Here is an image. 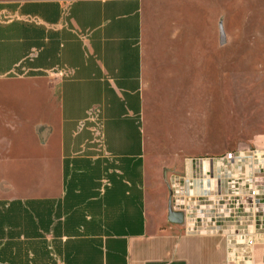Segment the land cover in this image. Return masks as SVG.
I'll list each match as a JSON object with an SVG mask.
<instances>
[{"label":"crops","instance_id":"obj_1","mask_svg":"<svg viewBox=\"0 0 264 264\" xmlns=\"http://www.w3.org/2000/svg\"><path fill=\"white\" fill-rule=\"evenodd\" d=\"M141 10L0 2V81L30 87L35 106L18 118L34 122L31 174L0 156V264H226V237L172 222V174L152 172ZM240 264H264V243Z\"/></svg>","mask_w":264,"mask_h":264},{"label":"rangeland","instance_id":"obj_2","mask_svg":"<svg viewBox=\"0 0 264 264\" xmlns=\"http://www.w3.org/2000/svg\"><path fill=\"white\" fill-rule=\"evenodd\" d=\"M141 13L153 174L264 135V0H142ZM16 81H0V156L22 179L34 122L18 118L35 106L32 89Z\"/></svg>","mask_w":264,"mask_h":264},{"label":"built area","instance_id":"obj_3","mask_svg":"<svg viewBox=\"0 0 264 264\" xmlns=\"http://www.w3.org/2000/svg\"><path fill=\"white\" fill-rule=\"evenodd\" d=\"M186 161L188 166L169 181L171 208L182 214L180 224L187 233L223 234L226 264L249 261L256 245L264 243V135Z\"/></svg>","mask_w":264,"mask_h":264},{"label":"water","instance_id":"obj_4","mask_svg":"<svg viewBox=\"0 0 264 264\" xmlns=\"http://www.w3.org/2000/svg\"><path fill=\"white\" fill-rule=\"evenodd\" d=\"M169 217L172 222L175 223H181L182 222V214L178 212H173L170 204V209H169Z\"/></svg>","mask_w":264,"mask_h":264}]
</instances>
